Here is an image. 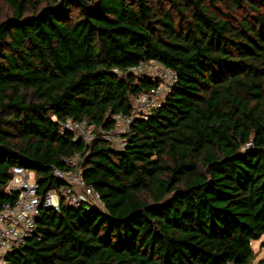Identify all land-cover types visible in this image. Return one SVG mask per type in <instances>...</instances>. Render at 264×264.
<instances>
[{
    "label": "trees",
    "instance_id": "obj_1",
    "mask_svg": "<svg viewBox=\"0 0 264 264\" xmlns=\"http://www.w3.org/2000/svg\"><path fill=\"white\" fill-rule=\"evenodd\" d=\"M0 10V206L11 167L46 191L74 153L102 204L42 208L6 264H252L264 236V0H0ZM147 61L176 80L132 119L124 147L59 134L66 120L113 130L157 85L127 72Z\"/></svg>",
    "mask_w": 264,
    "mask_h": 264
},
{
    "label": "built area",
    "instance_id": "obj_2",
    "mask_svg": "<svg viewBox=\"0 0 264 264\" xmlns=\"http://www.w3.org/2000/svg\"><path fill=\"white\" fill-rule=\"evenodd\" d=\"M151 71L156 73L154 77L151 76V80L156 81L157 85L135 98L129 116L113 117L115 120L113 130L105 133L95 129L85 120H66L58 123L59 134L70 132L75 140L81 141L86 147L95 138L108 140V135L121 128L119 148L124 147L122 136L129 132L132 119L134 117L146 119L153 109L160 106L175 83L173 71L153 61L142 62L127 69L128 73L135 75H151ZM82 159L81 153H74L69 159H64L67 170L52 168L51 176L61 184L46 191L40 190L33 172L20 166L11 167L10 177L1 189L2 193L10 197V201L0 206V264H6L5 256L23 246L35 234L36 222L42 208L54 212H58L62 206L85 210L102 209L98 192L82 181Z\"/></svg>",
    "mask_w": 264,
    "mask_h": 264
},
{
    "label": "rangeland",
    "instance_id": "obj_3",
    "mask_svg": "<svg viewBox=\"0 0 264 264\" xmlns=\"http://www.w3.org/2000/svg\"><path fill=\"white\" fill-rule=\"evenodd\" d=\"M1 11V10H0ZM0 14H8L7 11L3 10L0 12ZM148 76L154 77L156 73L154 71H151V75L147 74ZM160 98H158L159 100ZM120 131L121 128H118L114 133H111L108 135L107 139L111 143V146L114 149L119 148L120 143ZM252 249L254 251L255 258L252 262V264H257L258 262H264V236H262L260 239L251 242Z\"/></svg>",
    "mask_w": 264,
    "mask_h": 264
}]
</instances>
